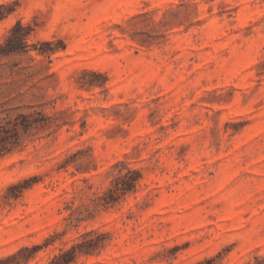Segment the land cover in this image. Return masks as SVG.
<instances>
[{"label": "rangeland", "instance_id": "obj_1", "mask_svg": "<svg viewBox=\"0 0 264 264\" xmlns=\"http://www.w3.org/2000/svg\"><path fill=\"white\" fill-rule=\"evenodd\" d=\"M80 242L70 264L264 257V0H0V258Z\"/></svg>", "mask_w": 264, "mask_h": 264}, {"label": "trees", "instance_id": "obj_2", "mask_svg": "<svg viewBox=\"0 0 264 264\" xmlns=\"http://www.w3.org/2000/svg\"><path fill=\"white\" fill-rule=\"evenodd\" d=\"M20 30L19 32H17ZM29 35L28 30L21 24L16 23L15 26H13L10 29L9 35L6 37L5 41L10 42V45H8V48L4 49L3 54H8L12 52H16L19 50L20 46H24L26 43V39ZM127 173L126 174H120L114 179V185L112 188L108 189V193L111 196V200H116L118 198L119 194H124L126 192L132 191L135 188V184L137 183V179L140 176L139 171L137 170H131L130 168H126ZM127 174L134 175L133 177L127 178ZM121 184V185H120ZM84 248L83 242L75 243L73 246H71L70 250L67 252L62 253L60 256H56L50 263L48 264H70L73 261V258L75 257L76 250H79L80 252H86V249ZM33 250H38V247L32 248ZM23 251H29V248H22L18 252L13 253L11 255H7L0 258V264H26L27 258L20 259L19 255ZM65 255V258H63L62 263L59 262V259ZM250 264H264V257H255V260L253 263Z\"/></svg>", "mask_w": 264, "mask_h": 264}]
</instances>
